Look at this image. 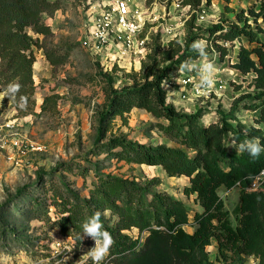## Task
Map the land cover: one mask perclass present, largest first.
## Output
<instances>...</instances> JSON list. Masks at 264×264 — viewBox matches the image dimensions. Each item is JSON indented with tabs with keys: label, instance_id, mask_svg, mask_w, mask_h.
Instances as JSON below:
<instances>
[{
	"label": "rangeland",
	"instance_id": "obj_1",
	"mask_svg": "<svg viewBox=\"0 0 264 264\" xmlns=\"http://www.w3.org/2000/svg\"><path fill=\"white\" fill-rule=\"evenodd\" d=\"M58 1L60 9L51 16L43 14L40 19L51 31L48 36L26 29L33 42L31 50L35 58L32 108L13 100L0 102V142L6 144V148L0 150V264H61L68 253L60 251L55 258V242H69L66 235L71 234L77 245L83 243L87 236L82 232L80 221L89 217V210L101 211L92 201V191L99 185L100 177L108 174L145 185L151 194L165 193L183 202L190 223L194 214L202 211L194 195L183 193L189 186L187 178H169L159 167L121 159L116 155L120 149L107 150L106 142L112 137H125L153 147L161 144L177 147L158 131L157 124L165 123L163 120L140 109L124 113L123 118L101 119L107 106L106 92L130 84V75L141 71L149 47L157 44L166 47L173 39L183 42L185 22L191 16L189 8L182 6L181 0H133L134 5H143L146 16H150L139 36V39L147 38L146 54L117 57L114 51L109 55H93L81 43L85 18L101 0ZM254 3L253 0H210L206 5L204 0L194 12L195 26L205 31L222 20H234L236 12L247 10ZM249 24L256 28L251 19ZM258 24L264 27L261 20ZM197 41L205 42L207 55L201 58L194 51L198 57L183 65V74H178L179 69L171 75L172 83L164 87L167 104L187 114L203 112L200 120L203 124L215 123L220 114L232 111L237 121L248 128H260L264 133V123L256 122L259 113L244 109L248 104L246 99L234 107L239 96L254 93L255 75H244L233 68L237 62L238 43L228 45V55L221 61L205 40ZM244 45L247 48L256 46L246 42ZM45 50L58 56L66 54L65 62L50 65ZM209 63L214 65L213 71H217L216 82L212 90L203 91L198 82L205 74L202 65ZM181 76H191L194 80V85L185 88L188 93L184 89L178 91L182 87L176 90ZM115 107L121 108L118 103ZM230 123L236 124L235 121ZM6 124L14 125L12 135L6 131ZM101 132L103 138H100ZM13 138L19 140L23 149L10 148ZM36 144L43 146V150L32 151L31 145ZM232 146L237 150L238 145ZM218 195L236 225L239 188L221 187ZM65 216H71L75 225H69L63 233L59 220ZM101 219L104 226L115 225L114 216L108 212H104ZM185 230L192 233L194 227L186 225ZM125 233L137 238L135 229ZM216 246L213 240L207 248L213 262ZM68 258L66 262L72 257ZM73 258L74 262L80 259L79 251H75ZM243 262L257 264L253 257H244Z\"/></svg>",
	"mask_w": 264,
	"mask_h": 264
},
{
	"label": "trees",
	"instance_id": "obj_2",
	"mask_svg": "<svg viewBox=\"0 0 264 264\" xmlns=\"http://www.w3.org/2000/svg\"><path fill=\"white\" fill-rule=\"evenodd\" d=\"M203 1L181 0V5L191 12L185 22L183 42L173 39L166 47H149L141 71L130 75V84L106 92L107 106L101 114L106 121L140 109L163 120L165 123L157 124L158 131L177 147H153L125 137H112L106 142L107 150L120 149L116 155L121 159L159 167L169 178H187L189 186L183 193L194 195L202 211L195 213L190 223L184 203L168 194H151L147 186L128 178L110 174L100 177L99 185L92 191V201L102 213L114 216L115 225L104 226L115 240L109 254L113 264H244V257L264 264V183L258 191L247 190L252 182L247 178L256 177L264 169V153L253 159L247 150L241 153L232 146L253 137L264 144V133L237 121L232 111L220 114L215 123L203 124V112L178 111L167 104V90L161 87L163 81L181 69L183 62L184 65L198 57L192 48L197 40H205L221 61L228 55V45L235 46L237 42V62L233 68L255 77L254 93L239 96L234 107L246 99L244 109L257 111L256 122L264 123V27L258 24L259 20L264 24V0H253L255 3L247 10L235 13L234 20H222L205 31L194 23V12ZM205 1L206 5L210 3ZM59 9L58 0H0V91L4 92L12 83L21 86L14 99L5 97L4 101L22 102L32 108L35 58L26 29L48 36L51 31L41 24V16H51ZM250 19L256 28H251ZM245 42L256 46L247 48ZM44 55L52 66L66 60V54L58 56L45 50ZM116 103L121 108L115 107ZM221 187L239 188L236 225L218 195ZM93 213L89 210V217ZM86 219L82 218L80 223ZM59 221L63 233L69 225H75L71 216ZM190 224L194 227L192 233L185 230ZM133 229L137 238L125 233ZM213 240L217 244L215 262L207 251Z\"/></svg>",
	"mask_w": 264,
	"mask_h": 264
},
{
	"label": "built area",
	"instance_id": "obj_3",
	"mask_svg": "<svg viewBox=\"0 0 264 264\" xmlns=\"http://www.w3.org/2000/svg\"><path fill=\"white\" fill-rule=\"evenodd\" d=\"M143 4V3H142ZM146 8L143 5H134L133 0H101L95 5V10L86 19V28L84 31V37L82 40V46L93 55L106 54L109 55L113 51L116 52V56L125 57H137L144 56L146 54L147 38L139 39V36L143 33L144 27L147 21H150V16L145 14ZM179 75L183 72L179 71ZM168 84L172 83V79L167 81ZM177 88L182 87L181 90L188 93L185 88L190 85H194V80L191 76H181L177 80ZM182 85V86H179ZM6 131L13 134V124H6ZM6 148L5 142H0V150ZM11 149H23V145L19 140L13 138L10 144ZM41 145H31V150L40 152L43 150ZM264 171V169L262 170ZM261 171V172H262ZM260 172V173H261ZM259 173V174H260ZM259 174L257 176H259ZM264 183V176H259L257 187L252 189L253 182L247 187L248 191H258ZM69 242L57 241L55 242V248L58 257L60 251L66 252L65 249L73 248L71 252H67V257H72L66 262V264H89L90 259L84 257V255L94 247V241L90 237L83 238V243L77 245L72 237L67 238ZM79 247V248H78ZM79 251L80 259L75 261L73 255L75 251ZM69 259V258H68ZM112 257L108 256L104 264H108ZM56 261V260H55ZM59 264V262L54 263Z\"/></svg>",
	"mask_w": 264,
	"mask_h": 264
},
{
	"label": "clouds",
	"instance_id": "obj_4",
	"mask_svg": "<svg viewBox=\"0 0 264 264\" xmlns=\"http://www.w3.org/2000/svg\"><path fill=\"white\" fill-rule=\"evenodd\" d=\"M193 51L197 52L201 58L207 55L205 51V42L197 41L192 45ZM184 63V62H183ZM183 63L181 64V71L183 69ZM204 68V73L199 80L200 90L210 91L215 85V77L217 71H213L214 65L212 63L202 65ZM20 85L18 83H12L7 86L4 92L0 93V102L3 101L5 97L9 99H14L16 94L19 92ZM161 87H167V80L162 82ZM167 98V97H166ZM24 98L21 97V100ZM247 150V153L253 159L258 158L261 153H264V144H261V141L258 137H253L246 139L240 142L237 146V151L243 153ZM259 176H264V171H262ZM259 176L252 177L249 176L247 179L252 180L253 185L252 189L257 187V182ZM237 181V185H239ZM104 215L101 211H95L90 217H88L81 224L82 232L85 236L90 237L94 241V247H92L84 257H87L92 261V264H103V261L109 256L112 246L115 243V240L110 232H108L102 223L101 217ZM82 237L79 236V240ZM73 248L65 249L66 252H71ZM67 256L61 261V264H66ZM79 264V262H78Z\"/></svg>",
	"mask_w": 264,
	"mask_h": 264
}]
</instances>
